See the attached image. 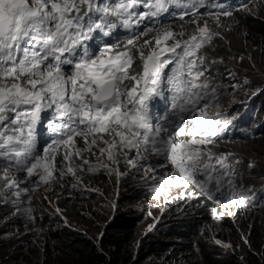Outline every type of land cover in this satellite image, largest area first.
Returning a JSON list of instances; mask_svg holds the SVG:
<instances>
[{
	"label": "snow or ice",
	"instance_id": "obj_1",
	"mask_svg": "<svg viewBox=\"0 0 264 264\" xmlns=\"http://www.w3.org/2000/svg\"><path fill=\"white\" fill-rule=\"evenodd\" d=\"M235 11L254 14L244 0H0V202L34 222L32 193L41 185L71 175V188L98 191L77 173L103 170L163 196L161 214L176 202L171 189L183 188L185 203L206 197L225 208H213V219L235 223L242 160L215 148L240 119L221 111L220 97L248 81L222 84L210 69L224 58L203 51L239 24ZM231 58L255 68L250 54ZM55 214L63 217L59 207Z\"/></svg>",
	"mask_w": 264,
	"mask_h": 264
},
{
	"label": "clouds",
	"instance_id": "obj_2",
	"mask_svg": "<svg viewBox=\"0 0 264 264\" xmlns=\"http://www.w3.org/2000/svg\"><path fill=\"white\" fill-rule=\"evenodd\" d=\"M232 2L238 4V0ZM244 2L253 8L254 14L235 11L234 16L239 24L246 17L264 20V0ZM180 23L181 21L176 20L173 24L176 31L180 30ZM239 24L231 25V31L224 33V40L215 39L214 47L203 49L210 58H224L222 64H215L210 69L213 75L221 78L222 84L243 83L245 78L248 81L246 87L239 89L234 95L229 89L220 97L221 111L228 118L239 114L240 119L234 121L235 126L228 129L224 139L218 141L215 148L217 153H235L242 160L236 167L243 178L245 191L239 206L232 207L236 222L233 223L229 215H224L219 221L213 219V208L218 213L225 211V208L217 207L206 197H196L185 203L180 196L185 191L183 188L171 189V196L176 202L169 203L168 210L161 214V208L166 203L163 196L154 198L138 182L122 180L117 183L115 175L109 176L103 170L95 173L78 172L77 175L83 176L88 188L98 190L83 191L70 187L73 182L71 175L63 179L57 175L54 183L41 185L32 193L31 206L36 216L34 222L29 223L14 216L13 205L0 202V228L4 230L3 238H0V264H43L42 258L49 255L51 245L57 247L68 228L83 231L96 241V247L97 238L103 233L99 247L108 254L116 251L113 242L106 244V238L114 229V238L124 239L117 248V253L120 255L128 247L132 251L128 262L117 259L115 264H264V159L249 152L257 145L264 146V39L258 41L254 36L244 37ZM185 27L187 32L192 31V25ZM125 35L127 31L122 29L121 38ZM249 54L255 68L247 58L239 62L231 58L240 55L247 57ZM229 72L233 73L235 80L228 75ZM78 145L83 147V141L78 140ZM84 155L90 162H96V156L89 153ZM249 160L256 161L251 169L247 166ZM56 167H62L61 155H57ZM123 170L122 168L121 171ZM46 188L49 190L46 191ZM120 192L125 193V197L131 196L133 200L123 202ZM186 195L191 196L192 190L189 189ZM113 197L118 198V201L115 215L109 219ZM56 207L62 210L63 217L55 214ZM149 212L152 214L149 217L153 219L160 217L158 231L163 238H147L146 241L137 239L135 243H129L133 219L149 215ZM260 227L263 234L259 242L255 243L252 234ZM213 238L224 244L231 243L232 248L214 244ZM244 238H247V243ZM16 242L21 245L18 251H14ZM142 248H149L150 252L153 249L162 250L165 254L159 260L158 252L155 251L151 253L152 258L158 261L143 263L146 261V253L141 252ZM140 252L141 255L138 256ZM111 260L109 259V264Z\"/></svg>",
	"mask_w": 264,
	"mask_h": 264
},
{
	"label": "trees",
	"instance_id": "obj_3",
	"mask_svg": "<svg viewBox=\"0 0 264 264\" xmlns=\"http://www.w3.org/2000/svg\"><path fill=\"white\" fill-rule=\"evenodd\" d=\"M239 25H241V34L244 37L254 36L258 41H261L262 38L264 39V20H251L250 17H246ZM262 230V227L254 230L252 234L253 242H259L263 234ZM114 235L115 232L114 229H112L109 236L106 238V244L113 242L116 246L115 253L111 252L108 254L104 251L101 253L96 247V241L90 236L79 229L68 228L62 240L57 244V247L51 245L49 252L50 259L55 260L43 264H109V259H112L111 264H115L117 259L125 260V262L127 260L128 262L132 257L131 249L128 247L119 255L117 253V248H119V245L124 239L120 240L119 238H114ZM245 251L247 252L248 249H245Z\"/></svg>",
	"mask_w": 264,
	"mask_h": 264
},
{
	"label": "rangeland",
	"instance_id": "obj_4",
	"mask_svg": "<svg viewBox=\"0 0 264 264\" xmlns=\"http://www.w3.org/2000/svg\"><path fill=\"white\" fill-rule=\"evenodd\" d=\"M249 152H253V153L261 156L264 159V146H262V145L255 146V148L249 150ZM120 194L122 196L121 200L123 202L133 200V198L131 196L125 197V195H126L125 193L120 192ZM120 194H119V196H120ZM117 201H118V198L113 197L112 200H111L110 205L115 203V206H116ZM115 212H116V207L112 208L110 210V215L111 216L109 217V219H111L112 216L115 215ZM133 220H134V224L132 225V232H131L132 236H131V239L129 240V243L133 244V243L136 242L137 239L146 241L147 238H149L150 240H153L154 238H157V239L163 238L161 232L158 231V229L160 228V225H161L160 224L161 223L160 222V217H159V222L155 223V227L150 232L148 231V226L154 224V219L152 217H149L148 214L147 215L145 214L143 217L142 216L141 217H135ZM3 234H4V230H2L0 228V238H3ZM17 243L18 242H16L15 244H17ZM19 247H21L20 244L15 245L14 251H18L20 249ZM155 251H157V249H153L150 252L149 248H147V250L145 248H142L141 252L146 253V261L143 262V263H150L153 260L158 261L159 257L161 258L165 254V252H163L162 250L161 251H157L158 252V259L152 258V254L151 253H153ZM141 252L138 253V256L141 255ZM11 260L12 259H10V261ZM52 261H54V259H50V255L45 256L44 258H42V263L52 262ZM135 261H136V259H135ZM135 263H137V262H135Z\"/></svg>",
	"mask_w": 264,
	"mask_h": 264
}]
</instances>
